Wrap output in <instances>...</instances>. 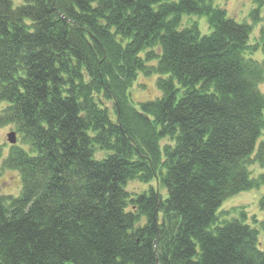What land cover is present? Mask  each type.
<instances>
[{"label":"trees","instance_id":"1","mask_svg":"<svg viewBox=\"0 0 264 264\" xmlns=\"http://www.w3.org/2000/svg\"><path fill=\"white\" fill-rule=\"evenodd\" d=\"M252 31L213 0H0V129L22 143L0 145L22 185L0 195V264H264L260 231L219 217L264 187ZM141 75L161 96L136 107Z\"/></svg>","mask_w":264,"mask_h":264},{"label":"rangeland","instance_id":"2","mask_svg":"<svg viewBox=\"0 0 264 264\" xmlns=\"http://www.w3.org/2000/svg\"><path fill=\"white\" fill-rule=\"evenodd\" d=\"M214 4L222 9H224L228 18L234 19L238 23H246L252 26L253 31L250 38L251 45H260L258 51L254 54H247V57L253 58L254 60L261 61L263 59L262 52V38L260 35V30L264 24V8L260 10V23L255 24L250 17L254 10L258 9L254 0H213ZM192 25H197L203 35L210 33V28L208 26L206 18L200 17H183L181 28H189ZM157 77H145L141 75L136 82L134 88L131 91L133 96L132 101L137 107L143 101H152L153 99L160 97L161 94L156 87ZM260 91L264 95V83L260 86ZM15 133L17 139V145H21V138L17 134L14 126H7L0 129V145L3 147V154L5 158L7 157L10 150L9 134ZM167 141L162 142V145L166 144ZM98 159L105 158V153H99L97 155ZM3 165V160L0 161V168ZM252 179L258 178L260 175L264 174V167L258 165L252 166L250 168ZM155 189H158L157 182H152L149 185ZM148 185H143L139 182H130L127 185L126 190L130 194L142 193L144 190L149 188ZM21 177L16 171L2 170L0 175V195L8 198H17L21 194ZM161 194H165V190L161 189ZM264 196V187L260 189H255L252 191L240 193L235 197H232L222 204L219 217L224 220H230L235 218H242L245 216L246 223L259 230V242L260 247L264 251V232L260 228V223L264 220V212L259 208V200Z\"/></svg>","mask_w":264,"mask_h":264},{"label":"water","instance_id":"3","mask_svg":"<svg viewBox=\"0 0 264 264\" xmlns=\"http://www.w3.org/2000/svg\"><path fill=\"white\" fill-rule=\"evenodd\" d=\"M9 142L12 144V145H15L16 144V136L14 133L10 134L9 135Z\"/></svg>","mask_w":264,"mask_h":264}]
</instances>
